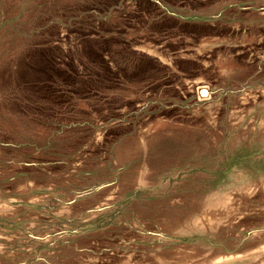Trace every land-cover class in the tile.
Instances as JSON below:
<instances>
[{
    "label": "rangeland",
    "instance_id": "374dc122",
    "mask_svg": "<svg viewBox=\"0 0 264 264\" xmlns=\"http://www.w3.org/2000/svg\"><path fill=\"white\" fill-rule=\"evenodd\" d=\"M151 2L0 0V264H264V0Z\"/></svg>",
    "mask_w": 264,
    "mask_h": 264
},
{
    "label": "trees",
    "instance_id": "16d2710c",
    "mask_svg": "<svg viewBox=\"0 0 264 264\" xmlns=\"http://www.w3.org/2000/svg\"><path fill=\"white\" fill-rule=\"evenodd\" d=\"M138 3L139 5H143V6H151L152 4L151 0H138ZM88 37L89 35L87 34L85 38H88ZM86 42H87L86 43V48H87L86 56H93L94 58H99L100 60L104 59V50H105L104 47L107 45L106 42L105 43L97 42L94 44H91L93 42H88V41Z\"/></svg>",
    "mask_w": 264,
    "mask_h": 264
}]
</instances>
